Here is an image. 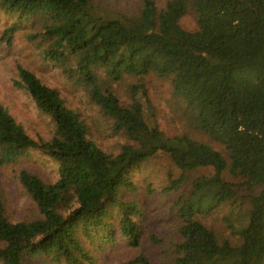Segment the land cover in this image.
Wrapping results in <instances>:
<instances>
[{
  "label": "trees",
  "instance_id": "trees-1",
  "mask_svg": "<svg viewBox=\"0 0 264 264\" xmlns=\"http://www.w3.org/2000/svg\"><path fill=\"white\" fill-rule=\"evenodd\" d=\"M1 15L17 17L1 40L28 44L110 129L15 68L54 129L33 138L0 104V166L37 151L59 178L20 171L33 209L18 221L0 187V264H98L108 246L140 249L138 195L156 190L135 177L160 155L178 171L162 190L174 230L162 263L142 251L131 264H264V0H0Z\"/></svg>",
  "mask_w": 264,
  "mask_h": 264
},
{
  "label": "rangeland",
  "instance_id": "rangeland-1",
  "mask_svg": "<svg viewBox=\"0 0 264 264\" xmlns=\"http://www.w3.org/2000/svg\"><path fill=\"white\" fill-rule=\"evenodd\" d=\"M16 19L17 17L0 16V104L10 110L11 114L33 138L39 139L42 137L47 139L53 133L54 127L50 118L43 115L29 95L14 84V79H17L15 68L20 64H24L30 66L45 83L58 88L69 106L78 109L80 107L88 115L94 116L95 121H92L94 126L97 124L103 130L108 131L110 128L99 123L103 118L89 106L83 92L72 86L59 70L52 69L46 63L34 61L32 55L35 52L25 53L23 48L28 44L24 45L22 40L21 43L16 44L14 49L10 47L6 40H1L3 31L8 29ZM184 25L192 29L194 27L193 17L186 18ZM162 93H164V86L157 85L154 87L153 97H159ZM105 126L107 125L105 124ZM167 130L173 133V122ZM113 139H108V145L115 143V140L121 141L118 137ZM24 169L44 176L50 181H56L59 178L56 163L45 154L37 151H32L28 159L21 160L17 164L0 166V187L7 204L8 215L16 221L28 216L33 209V202L18 179L20 171ZM171 174H178V171L167 155L158 156L151 161L148 167L136 173L135 178L139 180L142 189L147 188L148 184L152 183L155 185L154 189L156 190L154 195H150L146 189L144 191L145 195L142 190L138 195V199L142 200V209L146 211L148 218L143 246L138 250L123 248L122 243L113 247L108 246L106 248L107 255L102 256L98 264H131L135 256L142 251L148 253L151 259L158 263L163 262L168 249L165 246L167 245L165 236L171 234L175 226L174 219L170 216V210L168 209L170 208L171 198L162 193L163 185L166 180H169ZM29 264L52 263L50 260L45 263L38 260Z\"/></svg>",
  "mask_w": 264,
  "mask_h": 264
}]
</instances>
